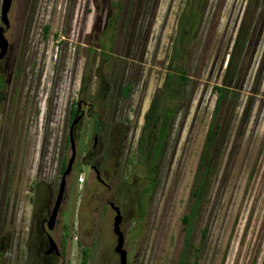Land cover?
<instances>
[{"label":"rangeland","instance_id":"obj_1","mask_svg":"<svg viewBox=\"0 0 264 264\" xmlns=\"http://www.w3.org/2000/svg\"><path fill=\"white\" fill-rule=\"evenodd\" d=\"M111 1L11 0L10 28L4 36L12 47L6 86L0 90V204L8 191L5 226L11 223L4 228L0 217V264L54 260L37 252L42 235L35 233L31 244L28 229L30 224L39 227L46 206L54 202L50 194L68 133L65 114L70 105L72 115L78 100L95 109L102 129L92 151L91 114L85 113L73 128V186L54 230L58 239L62 234L66 240L59 262L79 264L84 249L86 264H119L114 212L106 199L119 205L122 199L96 180L89 160L101 162L109 185L127 178L129 171L145 172L137 156L143 116L179 56L191 79L157 166L144 219L135 224L130 204L120 205L126 264L179 260L181 216L188 210L197 161L218 100L214 85L227 88L223 107L229 104L230 122L219 142L221 159L209 200L194 222L190 241L198 246L199 264H264V0H114L120 3L114 23ZM190 5L198 20L189 47L178 49L179 19L187 28L193 25ZM124 84L131 89L123 98L119 90ZM10 147L16 166L5 186L4 154ZM34 178L51 183L33 193ZM189 255L195 257L192 249Z\"/></svg>","mask_w":264,"mask_h":264},{"label":"trees","instance_id":"obj_2","mask_svg":"<svg viewBox=\"0 0 264 264\" xmlns=\"http://www.w3.org/2000/svg\"><path fill=\"white\" fill-rule=\"evenodd\" d=\"M111 4L115 11V16L111 19L113 21L112 23H114L118 16L120 3H116L113 0ZM188 10L193 17V25L187 28L181 24L182 20L179 19L180 23H178L177 34H179L180 39L178 49L181 47L182 49L189 47L188 41L191 40L192 29L195 27L198 20L195 8L190 5ZM126 13L128 14V9ZM109 26L113 27L114 25L110 24ZM48 28V25L43 26V33L46 34ZM182 60L183 56H179L174 60L171 70L167 71L162 86L155 90L149 107L143 116V124L137 145V156L139 161H143V166H146L145 172L141 175H136L129 171L127 178H122L116 183L115 195L121 197L122 202L119 200L120 204L123 205L126 202L130 204L132 221L135 224L144 219L146 201L155 189V173L157 166L161 164V157L174 125L175 114L183 103L185 92L190 83L191 78ZM2 86V81L0 80V88ZM213 88L217 92L218 100L214 106L213 114L197 161L188 196V210L181 216L184 238L183 248L177 264H199L196 258L198 246H192L190 236L194 222L198 219L200 212L209 200L208 193L211 189L212 179L215 172L218 171L221 159L219 142H221V138L230 122L228 116L229 104L223 107V100L225 99L227 88L222 85H214ZM130 89V84H124L119 90L120 96L123 98L126 97ZM72 117L73 111L71 119ZM91 117L93 120V132L98 133L102 128L98 115L95 111H92ZM135 230H138L137 226ZM191 249L195 255L193 259H191L189 255ZM87 254V251L83 249L79 264H86Z\"/></svg>","mask_w":264,"mask_h":264},{"label":"flooded vegetation","instance_id":"obj_3","mask_svg":"<svg viewBox=\"0 0 264 264\" xmlns=\"http://www.w3.org/2000/svg\"><path fill=\"white\" fill-rule=\"evenodd\" d=\"M9 28L10 27H8L6 31H8ZM11 47L12 46H10V44H8V48H7L6 54L2 58H0V80L2 81V85H3L0 88V90L4 89V87L6 86V80L4 79V72L6 71L7 66H8V55L10 53ZM14 72L15 71H11L12 76H13ZM88 105H90V107H91V104H88ZM92 111L94 112L95 109H89L86 102H81L80 100H78L76 102L75 108L73 109V117L77 113L78 114L80 113L81 116H80V119L78 120L77 124H75V126H77L79 124L80 120L82 119V117L84 116L85 113L89 112V114H91ZM65 115H66V120H67L65 122V127L68 126V133H67V135L63 136L62 149L60 150L59 156H58L57 170H56V175H55L54 182H53L54 191L50 194L51 202H52L53 199L55 201V198H56L58 190H59L61 174H62L63 170L65 169L67 160L69 158V156H67L68 155L67 154L68 149H70V154H71V145H70V140H69V131H70L71 121H72L73 117L71 119V106L70 105L68 106V109L66 110V114ZM97 115H98V119L100 120L99 114H97ZM9 123H10V113L7 114V124H9ZM75 126H74V128H75ZM99 132H101V130ZM5 134H6V132H5ZM98 134L99 133H94V142H93L92 148H91L92 151H94V149L96 148V141H97ZM3 144L5 145L4 147H6V144L5 143H3ZM0 148H1V146H0ZM11 152L12 151H11V147H10V148H8V151H6L5 154H4V157L5 156L6 157L5 158L3 157L4 160H5L3 162V164H4L3 168H4V171H5V173H4L5 178L3 179V184L5 186H7L9 180L12 177L13 167L16 166V165L14 166L12 161H11ZM2 156H3V153H0V159H2ZM99 159H101V158L99 157ZM94 160H92V159L89 160V167L91 168V166H90L91 163L94 164V168H91V169L94 171V175H95L96 180H98V182L101 185L105 186L106 189L110 188L111 191L113 190L112 192L115 193L116 183L113 184V185H109V184L106 183L105 176H104L106 170L101 168V166H100L101 162H98V160H96V162H95ZM1 161H0V175L2 174L1 173V171H2L1 170V168H2V162ZM62 167H63V169H62ZM71 169H70L69 173L65 177L64 196H63V200H62L61 206L59 208L58 215H57V218H56V223H55L53 229L47 230V219H48L49 214H50L51 209H52V207L50 208L51 205L50 206L49 205L46 206L45 213L40 218L39 227L37 229H34V228H32V224H30L29 225V229H28V231H30V233H31L29 235V238H28L30 240L31 244L34 241V239H33L34 234L35 233H41L42 238H41V240H39V243H38V246H37V249H38L37 252L39 251L40 253H42L43 255H46V256H52L54 258V260L51 261L52 264H63L61 261L59 262V260H60V258L62 259V257H64L63 256L64 255L63 248L65 247L64 243H65L66 240L65 241L62 240V238H61L62 234H60V239H58L57 236L54 234V230L57 228L56 226H59V224H60V218H62L63 212H65V201H66V198H67L68 194L71 193V187L73 186L72 182H71ZM97 172H98V174H97ZM36 174L39 176L38 170H36ZM121 179H122V177H121ZM43 181H46V178H43L42 180L34 178V182L32 184L33 185L32 186L33 187V193H35L38 189H40L41 186H43V185L47 186V185H49V183H51V182L45 183ZM9 195H10L9 192L4 190L2 204H0V217H2L4 219V221H5L4 222V226H3L4 228H9L10 227L9 225L11 223V222H9V225L5 226L6 218L8 216H10L9 215L10 214V212H9L10 210L8 209V206H7L9 204V200H8V196ZM110 200H112V199L110 198ZM112 201H113L115 206L119 207L120 212L122 214L123 210H122V208L120 206L121 204L119 205V204H117L116 201H114V200H112ZM53 203H52V206H53ZM107 206H109L113 210L114 215H115L114 209L110 205H107ZM47 232L52 236V238L57 243V246H58V249H59V254H56L54 251L47 252L48 247H49L48 238H47ZM60 246L62 247V250H60ZM31 250L32 249L30 248V255H31ZM0 255H2V250L1 249H0ZM126 262H127V260H126Z\"/></svg>","mask_w":264,"mask_h":264},{"label":"water","instance_id":"obj_4","mask_svg":"<svg viewBox=\"0 0 264 264\" xmlns=\"http://www.w3.org/2000/svg\"><path fill=\"white\" fill-rule=\"evenodd\" d=\"M0 1H1L0 2V21L3 23V25H0V58H2L6 54L7 48H8V41L4 36V30L8 27V24H9L8 19H7V13L11 5V0H0ZM80 116L81 114L77 113L71 121V127L69 131L71 154L67 160L66 167L61 174L59 190L55 198V201L53 203L49 217L47 219V230L53 229L56 223L58 211H59V208L61 206L63 196H64L65 177L69 173L70 169L72 168L73 162L75 160L76 150H75V141L73 138V128L75 124H77L78 120L80 119ZM90 166L91 168H94L93 163H91ZM106 203L110 205L115 211V215L113 216V223H112V229H113L114 234L116 235V245L114 247V250L119 255V264H126L127 252L125 248L123 247L125 238H124V233L120 227L123 216L120 212L119 207L115 206L112 200L107 199ZM47 238H48V243H49L47 252L54 251L56 254H59L57 243L55 242V240L52 238V236L48 232H47Z\"/></svg>","mask_w":264,"mask_h":264},{"label":"built area","instance_id":"obj_5","mask_svg":"<svg viewBox=\"0 0 264 264\" xmlns=\"http://www.w3.org/2000/svg\"><path fill=\"white\" fill-rule=\"evenodd\" d=\"M83 180H84V177L83 176H80L79 177V182H83Z\"/></svg>","mask_w":264,"mask_h":264}]
</instances>
